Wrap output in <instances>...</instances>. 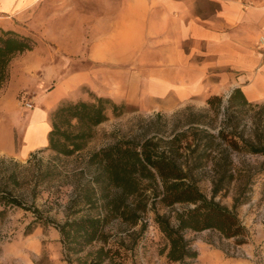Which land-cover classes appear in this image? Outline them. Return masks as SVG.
<instances>
[{
  "label": "crops",
  "instance_id": "1",
  "mask_svg": "<svg viewBox=\"0 0 264 264\" xmlns=\"http://www.w3.org/2000/svg\"><path fill=\"white\" fill-rule=\"evenodd\" d=\"M0 28L36 41L0 89L6 157L47 148L51 111L90 92L156 111L236 87L264 103V0H0Z\"/></svg>",
  "mask_w": 264,
  "mask_h": 264
},
{
  "label": "trees",
  "instance_id": "2",
  "mask_svg": "<svg viewBox=\"0 0 264 264\" xmlns=\"http://www.w3.org/2000/svg\"><path fill=\"white\" fill-rule=\"evenodd\" d=\"M35 45L29 35L0 28V89L9 80L13 57ZM90 93V100L64 99L51 111L47 149L56 155L84 150L110 111L116 117L125 112V103ZM206 103V108L187 105L171 117L158 112L146 119L142 134L119 138L88 155L84 166L90 179L70 200L65 220L56 224L68 264H138L124 238L112 239L110 226L142 224L144 229L151 210L170 262L189 264L198 257L185 236L189 230H210L235 244L247 243L249 230L237 208L250 199L255 178L264 172V161L246 159L264 157V103L249 101L241 87L226 99L212 94ZM205 179L210 196L200 187ZM232 186L237 190L230 208L216 197L228 196ZM157 205L170 213H159ZM15 207L34 213L27 233L50 222L37 207L2 191L0 224Z\"/></svg>",
  "mask_w": 264,
  "mask_h": 264
},
{
  "label": "rangeland",
  "instance_id": "3",
  "mask_svg": "<svg viewBox=\"0 0 264 264\" xmlns=\"http://www.w3.org/2000/svg\"><path fill=\"white\" fill-rule=\"evenodd\" d=\"M227 94V90L221 89L219 92L225 99ZM28 97L22 94L19 99L30 101L34 105V101ZM91 97V93H88L87 100ZM207 98L195 95L176 109L159 111L156 109L162 105L141 110L137 106L126 104L125 112L121 116L116 117L110 111L109 119L96 127L95 137L84 150L74 156H58L47 148L36 151L24 160L6 157L0 153V192H12L27 206L37 207L44 217L50 219L49 223L38 224L32 232L27 233V227L34 219L32 210L10 208L0 224V264H68L64 259L56 224L65 220L70 200L90 179L91 172L84 166L88 155L119 138L142 134L147 124L146 119L158 112L171 117L187 105L206 108ZM19 113H16L18 117L14 114L15 123L24 119ZM10 125V121L6 120L0 127L5 132ZM17 131L14 140L16 146L22 142L20 125ZM246 159L251 164L264 161L261 156H248ZM200 187L210 196L211 184L208 179L201 181ZM251 189L250 199L237 208L239 218L249 230L247 243L235 244L233 239L221 238L210 230L186 231L185 236L192 240L193 247L198 251V257L189 264H264V172L255 178ZM236 190L237 187L232 186L228 196H217L216 199L232 208ZM156 210L161 214L170 213V209L160 205L156 206ZM154 216L155 213L151 210L144 220V229L142 224L131 228L111 225L112 239L124 238L125 245L132 247V257L138 264H180L170 262L163 252L165 239L154 221ZM134 238L135 243L132 242Z\"/></svg>",
  "mask_w": 264,
  "mask_h": 264
},
{
  "label": "built area",
  "instance_id": "4",
  "mask_svg": "<svg viewBox=\"0 0 264 264\" xmlns=\"http://www.w3.org/2000/svg\"><path fill=\"white\" fill-rule=\"evenodd\" d=\"M24 105H25L27 108H33V103L30 102V101H26V102H24Z\"/></svg>",
  "mask_w": 264,
  "mask_h": 264
},
{
  "label": "water",
  "instance_id": "5",
  "mask_svg": "<svg viewBox=\"0 0 264 264\" xmlns=\"http://www.w3.org/2000/svg\"><path fill=\"white\" fill-rule=\"evenodd\" d=\"M230 93L227 94V96H229Z\"/></svg>",
  "mask_w": 264,
  "mask_h": 264
}]
</instances>
